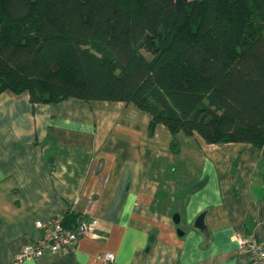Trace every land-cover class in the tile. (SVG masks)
Here are the masks:
<instances>
[{"label": "crops", "instance_id": "1", "mask_svg": "<svg viewBox=\"0 0 264 264\" xmlns=\"http://www.w3.org/2000/svg\"><path fill=\"white\" fill-rule=\"evenodd\" d=\"M171 141L130 104L2 93L0 264H249L233 238L264 244V147ZM68 213L91 226L73 249L15 262L36 222Z\"/></svg>", "mask_w": 264, "mask_h": 264}, {"label": "trees", "instance_id": "2", "mask_svg": "<svg viewBox=\"0 0 264 264\" xmlns=\"http://www.w3.org/2000/svg\"><path fill=\"white\" fill-rule=\"evenodd\" d=\"M5 92L130 104L171 143L262 148L264 0H0Z\"/></svg>", "mask_w": 264, "mask_h": 264}, {"label": "built area", "instance_id": "3", "mask_svg": "<svg viewBox=\"0 0 264 264\" xmlns=\"http://www.w3.org/2000/svg\"><path fill=\"white\" fill-rule=\"evenodd\" d=\"M62 219V216H56L47 223L36 222L35 227L42 232L41 237L24 247L15 257V262L38 260L46 254L56 255L73 249L78 238L87 236L91 230L90 224L85 220H80L72 230L66 229ZM233 240L238 251L249 257V264H264V244L251 237L234 236ZM95 260L101 264H110L114 257L112 254H99Z\"/></svg>", "mask_w": 264, "mask_h": 264}, {"label": "water", "instance_id": "4", "mask_svg": "<svg viewBox=\"0 0 264 264\" xmlns=\"http://www.w3.org/2000/svg\"><path fill=\"white\" fill-rule=\"evenodd\" d=\"M204 214H201L197 219H196V221H195V223H194V228L195 229H197V230H199V231H205V226H204ZM178 216L177 215H175L174 217H173V221H174V223L175 224H178ZM177 234L179 235V236H182V232L181 231H177Z\"/></svg>", "mask_w": 264, "mask_h": 264}, {"label": "rangeland", "instance_id": "5", "mask_svg": "<svg viewBox=\"0 0 264 264\" xmlns=\"http://www.w3.org/2000/svg\"><path fill=\"white\" fill-rule=\"evenodd\" d=\"M141 54L146 58V59H150V55H148L146 52L141 51ZM166 132V131H165Z\"/></svg>", "mask_w": 264, "mask_h": 264}]
</instances>
